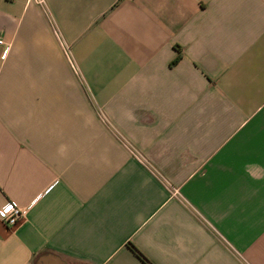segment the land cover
<instances>
[{
	"label": "crops",
	"instance_id": "0c3cea01",
	"mask_svg": "<svg viewBox=\"0 0 264 264\" xmlns=\"http://www.w3.org/2000/svg\"><path fill=\"white\" fill-rule=\"evenodd\" d=\"M0 264H264V0H0Z\"/></svg>",
	"mask_w": 264,
	"mask_h": 264
},
{
	"label": "built area",
	"instance_id": "2783aa9c",
	"mask_svg": "<svg viewBox=\"0 0 264 264\" xmlns=\"http://www.w3.org/2000/svg\"><path fill=\"white\" fill-rule=\"evenodd\" d=\"M27 208L19 207L15 202L9 201L0 207V220L7 226H15L25 218Z\"/></svg>",
	"mask_w": 264,
	"mask_h": 264
},
{
	"label": "trees",
	"instance_id": "16d2710c",
	"mask_svg": "<svg viewBox=\"0 0 264 264\" xmlns=\"http://www.w3.org/2000/svg\"><path fill=\"white\" fill-rule=\"evenodd\" d=\"M132 249L136 252L137 256L146 264H152L136 247L131 246Z\"/></svg>",
	"mask_w": 264,
	"mask_h": 264
},
{
	"label": "snow or ice",
	"instance_id": "6c2138e0",
	"mask_svg": "<svg viewBox=\"0 0 264 264\" xmlns=\"http://www.w3.org/2000/svg\"><path fill=\"white\" fill-rule=\"evenodd\" d=\"M3 213H0V215H2Z\"/></svg>",
	"mask_w": 264,
	"mask_h": 264
}]
</instances>
